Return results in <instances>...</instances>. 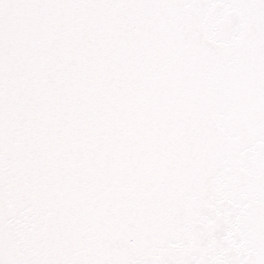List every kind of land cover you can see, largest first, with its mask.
Here are the masks:
<instances>
[{"label": "snow or ice", "instance_id": "snow-or-ice-1", "mask_svg": "<svg viewBox=\"0 0 264 264\" xmlns=\"http://www.w3.org/2000/svg\"><path fill=\"white\" fill-rule=\"evenodd\" d=\"M0 264H264V0H0Z\"/></svg>", "mask_w": 264, "mask_h": 264}]
</instances>
